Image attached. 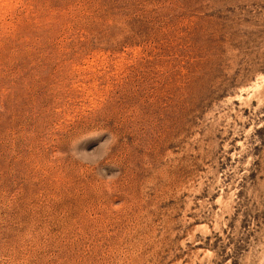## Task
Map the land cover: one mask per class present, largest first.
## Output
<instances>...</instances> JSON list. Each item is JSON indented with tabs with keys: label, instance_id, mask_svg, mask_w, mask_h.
Wrapping results in <instances>:
<instances>
[{
	"label": "rangeland",
	"instance_id": "rangeland-1",
	"mask_svg": "<svg viewBox=\"0 0 264 264\" xmlns=\"http://www.w3.org/2000/svg\"><path fill=\"white\" fill-rule=\"evenodd\" d=\"M0 264H264V0H0Z\"/></svg>",
	"mask_w": 264,
	"mask_h": 264
}]
</instances>
